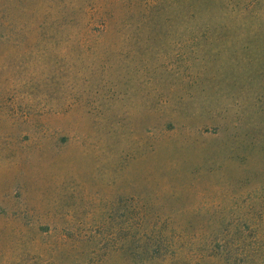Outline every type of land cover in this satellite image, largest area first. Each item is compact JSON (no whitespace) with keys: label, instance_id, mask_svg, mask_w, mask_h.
Segmentation results:
<instances>
[{"label":"rangeland","instance_id":"374dc122","mask_svg":"<svg viewBox=\"0 0 264 264\" xmlns=\"http://www.w3.org/2000/svg\"><path fill=\"white\" fill-rule=\"evenodd\" d=\"M256 15L0 0V264H264Z\"/></svg>","mask_w":264,"mask_h":264},{"label":"trees","instance_id":"16d2710c","mask_svg":"<svg viewBox=\"0 0 264 264\" xmlns=\"http://www.w3.org/2000/svg\"><path fill=\"white\" fill-rule=\"evenodd\" d=\"M153 5V4H152ZM254 18H256L257 20H259V24H260V26H264V16H261V15H256V16H254ZM208 25V24H207ZM250 262H252V261H250Z\"/></svg>","mask_w":264,"mask_h":264}]
</instances>
